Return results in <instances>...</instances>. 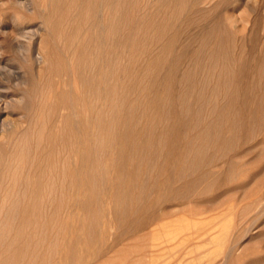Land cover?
Wrapping results in <instances>:
<instances>
[{"label":"bare ground","instance_id":"bare-ground-1","mask_svg":"<svg viewBox=\"0 0 264 264\" xmlns=\"http://www.w3.org/2000/svg\"><path fill=\"white\" fill-rule=\"evenodd\" d=\"M94 1L86 0L89 9ZM78 2L81 0H44L52 8V14L64 12ZM105 2L104 8L112 6L111 15L104 19L99 35L96 34V23L92 33L89 32L91 40L87 49L93 45V60L85 59V32L81 27V32L73 27L64 37V45L68 42L66 45H70V51L79 53L83 61L79 65V86H74V91L54 90V100L48 90L45 103L38 107L41 113L48 109L50 131L39 114L36 120L42 123L39 129L33 126L22 132L12 146L8 160L4 163L0 159V250L6 248L5 245L8 247L0 264H64L63 261L73 258L76 261L71 260L70 264H86L85 244L82 247L74 241L72 245V241L65 237L60 244L59 238L64 231L57 230V234L49 237L46 230L53 221V214L58 216V211H69L68 219L72 216L73 220H78L73 213L78 208L83 211L77 222H82L81 235L84 239L85 235L94 238L91 235L95 232L91 233L85 211L94 208L97 214H105L102 205L109 201L113 204V218L123 231L114 240L107 241L108 228L103 230L101 236L107 235V242L99 257L95 256L94 263L108 260L118 243L141 248L140 242L146 243V251H136L130 264L159 256V251L172 240L170 237L161 240L159 232L166 227L161 221L177 209L186 210V205L197 203L211 184L220 181L223 175L235 180L247 169V163L240 165L235 159L239 155L236 146L241 135L244 134L246 144L260 135L256 144L264 146V23L261 27L257 18L248 17L245 21L250 25L246 27L242 18L226 16L229 6L231 10L237 9L240 0H195V18L189 20L196 27L195 48L181 71L182 55L169 61V53L173 52L169 45L161 46L149 57L150 60H146L150 48L158 40L157 34L163 30L166 34L169 23L164 19L161 24L152 15L146 17V23L140 26L141 36L136 34V41L129 44L135 53V63L121 64L120 47L135 38L121 39L119 36L124 18L119 15L123 7L120 0ZM207 3L211 5L209 9L204 6ZM240 4L242 6V2ZM94 9L96 11L95 5L91 11ZM173 18L176 16L171 15L170 20ZM79 37L83 42L81 51L72 43ZM137 63L141 68L136 71L138 66H134ZM120 74L124 76L121 82ZM58 96L60 99L55 100ZM103 98L107 101L105 105L98 103ZM71 115L80 125V139L70 150L77 153L79 161L69 171V156L61 157L58 153L55 157L54 148L62 137L60 131L70 135L66 123ZM162 123L166 124L165 128H161ZM181 130L189 131L188 134L194 131V134L184 137L182 133L180 135ZM173 133H177V139L168 140L171 142L165 149V136L169 138ZM181 143L185 147L179 149ZM32 145L40 152L31 157L29 148ZM252 150L246 148L247 152L243 151ZM21 161L30 164L24 167L19 164ZM79 165L81 173L76 175ZM243 166L246 169L241 168ZM252 178L254 181V176ZM254 182L257 183L258 179ZM68 183L69 190L66 191ZM202 183H206L203 190ZM73 187H76L75 191L78 189V194L73 192ZM50 197L52 201L49 203H54L56 197L59 201L50 206L41 204L40 199L50 200ZM217 197L216 200L210 198L208 204H216ZM204 207L207 210L208 206ZM45 210H49L48 213ZM34 217L41 218L37 226ZM133 217H137L135 223L130 221ZM66 222L67 219L59 223V227L67 230L69 224ZM77 223L70 229L77 228ZM24 230H28L26 234H23ZM50 238L55 244L48 242ZM27 243L40 246L41 251L39 255H29L23 262L19 250L24 251ZM17 246V250L12 249ZM229 255V252L223 254V264L232 261H228Z\"/></svg>","mask_w":264,"mask_h":264},{"label":"rangeland","instance_id":"rangeland-1","mask_svg":"<svg viewBox=\"0 0 264 264\" xmlns=\"http://www.w3.org/2000/svg\"><path fill=\"white\" fill-rule=\"evenodd\" d=\"M104 3H106L105 0H96L89 9L88 2L81 0V2L74 3L72 7H68L67 10H63L64 12L52 14L50 10L52 8L46 5L44 0H0V159L4 163L8 160V154L14 143L19 140L22 132L27 129L30 130L33 126L35 129H39L40 124H42L40 121L38 123L36 121L39 114L41 115V121H45L48 131H50L52 126L51 123L47 122L48 109H43L41 113L38 108L40 104L45 103V94L47 95L48 90L50 98L53 99L56 95L54 90L61 92L69 89L74 91V86H79L77 83L81 68L79 65L83 59L79 53L76 54L70 51V45H66L68 42L64 45V37L73 30V27L78 28L80 32L81 30L85 32V59L93 60L94 54H91L93 45H89L87 49V43L91 40L89 32L92 33V28H95L96 24H98L96 34L99 35L98 33L101 31L104 19L111 15L112 6H107L106 9L104 8ZM120 3L123 7L120 8L119 15L124 18L123 29L119 36H121V39L128 36L135 39L129 40L127 42L128 45L120 47L118 51V55L121 57L119 62L121 64L126 62L128 64L135 63V53L132 52L129 44L136 41V34H138V37L141 36L142 29L140 26L146 23V17L152 15L154 18L157 17V21L161 22V24L164 19L169 20V23L166 34L165 30L163 32L159 30L160 33L157 34L158 40L156 39L154 47L150 48V54L146 60H150L149 57L154 52L156 53L161 46L169 45L170 51H173L169 53V61L177 55H182L179 70H183L187 66L188 58L191 57L195 48V40L193 38L196 27L189 22L190 19L195 18L193 12L196 8V5H194L195 0H120ZM240 3L237 5V9L234 10H231L229 6L225 11L226 16L239 20L242 18L244 21L242 23L246 27H249L250 24L245 19L247 20L248 17L253 19L255 17L262 27L264 23V0H240ZM94 5L96 11L95 9L91 11ZM204 6L209 9L208 7L211 5L207 3ZM171 15L176 16V18L170 20ZM58 22L67 24L60 25L57 24ZM237 24L240 25V22ZM79 27H81V30ZM23 29L26 31L25 33H23ZM152 31H155V29H152ZM72 43L78 45V51H81L83 43L81 42V37ZM73 55L75 57L74 60H72L74 58L72 57ZM130 55H132L131 59H129ZM136 66H138L136 71L138 68L140 70L141 66L138 63L134 67ZM88 76H90V71ZM123 77V74L119 75V82H121ZM67 97L62 101L64 102ZM57 99H60L59 96L55 100ZM50 102L52 101L50 100ZM98 103L105 105L107 101L103 98ZM86 104L87 100H85V107ZM69 118L66 123V129L70 132V135H67L68 132L64 134L63 131L59 132L62 137L56 141L54 148L56 153L54 156L56 157L58 153L61 157L69 156V171H72L79 159L77 158V153L70 150L80 139V125L77 123V118L73 117V115ZM161 125L159 127L165 128L166 124L163 125L162 123ZM262 127L264 128V122ZM183 130H181L180 135L182 133L184 137H192L194 134V131L188 134L189 131L183 132ZM185 133L187 136H185ZM173 134L169 138L165 136V149H168L169 142L176 141L177 133ZM243 135H241L237 143L236 153L239 155H236L235 159L240 162V165L247 163V169L244 168L245 165L241 167L246 170L244 172L240 171L241 176L238 175L239 177H235L237 178H234L235 180L228 179L223 175V178L219 179L220 181L215 182L216 185L215 183L211 184L210 188L213 191L209 188V194L206 195L207 190L205 194L201 195V199H198L199 202L186 205V210L184 208L177 209L175 213H171L169 217L161 221V224H166V227H163L159 232L161 238H163L161 240L169 239V237L172 240H169L159 251V256L148 257L143 263L138 262L135 264H223V254L227 252L233 256H228V261L232 260L227 261L229 264H264V146H262L263 144L260 146L256 144V142L260 141V135L248 144H246ZM184 143L178 145L179 149L185 147L183 146ZM252 147L253 150L251 149ZM246 148L247 151L252 150L249 151L251 152L250 154L249 152L246 153ZM244 149L246 152L243 151ZM37 152H40V150L37 151L34 145L29 148L31 157ZM242 155L244 156L243 158ZM259 156L261 157L258 158ZM256 160L258 162H255ZM19 164L27 167L30 163L27 164L21 161ZM77 170L76 175L81 173L80 165ZM245 174L248 175L242 176ZM253 176L254 181L258 179L257 183L251 180ZM68 185L69 183L65 190H69ZM202 185L203 183L200 187L203 190L206 187L204 186L206 183ZM75 188L73 187V192L78 194V189L75 191ZM106 190L109 195L110 191L107 184ZM246 191L247 193L249 192V195ZM244 193H246L245 196ZM53 195L51 196L53 197ZM52 197H50L51 199L49 198L50 200L40 199L41 204L50 206V204L54 205L56 201H59V198L56 197V200L53 199L54 203H49V201H52ZM215 197H217L218 202H215L216 204L210 202L212 206L211 210H209L210 204L207 201H210V198L211 200H216ZM109 202L102 205L105 214H97L94 208L89 209L90 211H85V220L88 219L90 221L91 233L95 232L91 237L95 236L94 238H88L85 235L84 239L83 235H81L82 222H77L83 216V211L78 208L73 212L77 215L76 219L78 220H73L72 216L68 219L69 211H58V216L54 213L53 221L49 222L46 230L47 234H50V237L52 234H57V230L61 229L64 234L62 233L59 238L60 244H62L63 237L69 239L68 241H72V245L74 241L82 247L85 244L84 261L86 264H130L136 251H146L145 242H140L143 248L129 246L127 243H118L115 253L108 255V260L98 261L97 263L93 261L95 256L99 257L105 243L118 237L122 230L113 218L112 201L111 203ZM161 205L163 206V204ZM213 205L216 207L214 208ZM204 206H208L207 210H205ZM48 211L45 210L47 213ZM39 219L41 218L34 217L35 226H37ZM66 219L69 228L64 230L63 226L62 228L59 227V223ZM136 220L137 217H133L130 221L135 223ZM76 223L79 226L73 228V230L70 229L72 224ZM93 225L95 226L93 227ZM106 229L108 230L107 238L109 239L107 241L105 240L107 235L101 236L104 231H107ZM43 230L45 232L44 227ZM27 231L24 230L23 234H26ZM164 235L168 238H164ZM211 237L214 239L211 240ZM48 242L55 244L52 238ZM147 242H150L149 239H147ZM5 247L8 248L6 245ZM19 247L21 248V244ZM99 247L103 248L100 249ZM6 248H3L6 251L0 250V259H3L5 252H8ZM12 249L17 250L18 246ZM40 251V246L34 243H27L25 250L21 251L20 249L19 254L22 255L23 262H26L29 255H39ZM128 254L127 258L121 259ZM90 256L94 258L91 259L89 258ZM71 260L76 261L75 258ZM71 260L63 261V263L70 264ZM151 260L153 261L152 263H150Z\"/></svg>","mask_w":264,"mask_h":264}]
</instances>
